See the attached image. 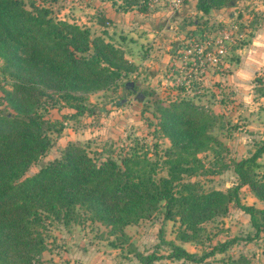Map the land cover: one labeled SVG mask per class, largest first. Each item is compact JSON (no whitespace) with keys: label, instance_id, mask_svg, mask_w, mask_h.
<instances>
[{"label":"rangeland","instance_id":"obj_1","mask_svg":"<svg viewBox=\"0 0 264 264\" xmlns=\"http://www.w3.org/2000/svg\"><path fill=\"white\" fill-rule=\"evenodd\" d=\"M23 1L27 8L45 5L54 18L88 27L90 36L101 34L134 66L114 85L82 93L80 112L75 101L49 91L41 94L38 112L60 128L49 132L45 153L25 174L71 142L96 159L144 158L153 178L166 175L170 141L159 128L156 103L189 99L215 116L209 132L224 147L218 153L208 148L196 152L198 167L184 173L183 180L203 190L225 191L238 183L234 161L264 138V0H233L206 14L192 7L193 0H181L179 7H168L165 0H140L144 11L122 0ZM101 18L108 19L105 25ZM2 66L0 58V111H6L3 89L10 87L11 78ZM257 160V177L264 180V152ZM237 193L240 202L264 208L246 184ZM76 211L67 222L42 217L45 246L37 264H138L136 253L166 254L172 243L201 253L230 238L234 240L222 252L201 262L160 257L151 264H264V228L254 235L248 214L233 203L224 215L204 221L194 240L178 238V220L164 218L161 206L150 218L125 225L127 237L121 244L108 226L82 208Z\"/></svg>","mask_w":264,"mask_h":264},{"label":"trees","instance_id":"obj_2","mask_svg":"<svg viewBox=\"0 0 264 264\" xmlns=\"http://www.w3.org/2000/svg\"><path fill=\"white\" fill-rule=\"evenodd\" d=\"M122 1L146 9L140 0ZM232 1L195 0L194 7L206 14ZM107 20L99 22L105 25ZM89 34L86 26L54 18L45 5L27 8L23 0H0V58L11 78L10 87L3 89L10 110L0 111V264H37L45 246L42 217L52 215L67 222L78 208L108 226L120 237L119 244L127 237L125 225L150 218L161 206L164 218L178 220L176 235L182 240L196 239L202 223L224 215L229 203L248 214L257 235L264 228V208L240 202L237 190L246 184L264 203V180L256 172L264 138L249 155L234 161L237 184L225 191L199 189L182 175L196 171L200 160L196 152L208 148L218 153L224 145L209 132L215 116L189 99L156 103L159 128L170 141L165 150L166 175L153 178L144 158L96 159L71 142L35 172L25 174L45 153L49 132L60 128L38 112L41 94L49 91L75 101L80 112L77 100L82 93L114 85L134 69L119 46L101 34ZM233 240L219 241L201 253L172 243L166 254L136 253V258L138 264H151L160 257L201 262Z\"/></svg>","mask_w":264,"mask_h":264},{"label":"built area","instance_id":"obj_3","mask_svg":"<svg viewBox=\"0 0 264 264\" xmlns=\"http://www.w3.org/2000/svg\"><path fill=\"white\" fill-rule=\"evenodd\" d=\"M162 1H164V0H160V2H162ZM165 1H169V3H167V5H168V7H179L180 6V2H181V0H165ZM162 3H164V2H162Z\"/></svg>","mask_w":264,"mask_h":264},{"label":"crops","instance_id":"obj_4","mask_svg":"<svg viewBox=\"0 0 264 264\" xmlns=\"http://www.w3.org/2000/svg\"><path fill=\"white\" fill-rule=\"evenodd\" d=\"M194 3H195V0H193V2H192V7L195 9V7H194ZM181 7H182V6H181ZM161 8H162L161 10H167L168 7H166V6L163 7V6H162ZM182 8H183V7H182ZM167 12H170V10H168ZM116 19H117V17H116Z\"/></svg>","mask_w":264,"mask_h":264}]
</instances>
